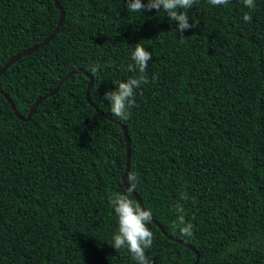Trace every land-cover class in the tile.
Listing matches in <instances>:
<instances>
[{
  "label": "trees",
  "instance_id": "obj_1",
  "mask_svg": "<svg viewBox=\"0 0 264 264\" xmlns=\"http://www.w3.org/2000/svg\"><path fill=\"white\" fill-rule=\"evenodd\" d=\"M57 1L66 19L56 36L0 77V264H136L111 246L118 217L109 197L127 190L121 125L135 192L168 234L148 225L151 264H195L188 246L198 264H264V0L254 10L196 0L183 33L163 10L130 12L126 0ZM59 19L54 0H0V70ZM137 43L153 58L130 117L119 120L104 94L139 75L129 67ZM75 71L94 79L90 103L84 74L28 121L2 94L27 117Z\"/></svg>",
  "mask_w": 264,
  "mask_h": 264
},
{
  "label": "clouds",
  "instance_id": "obj_2",
  "mask_svg": "<svg viewBox=\"0 0 264 264\" xmlns=\"http://www.w3.org/2000/svg\"><path fill=\"white\" fill-rule=\"evenodd\" d=\"M126 2L127 10L130 12H144L145 10L152 9L159 12L163 10L171 22H178V28L174 31L183 33L193 26L189 23L188 10L193 7L196 0H147L146 4L142 3V0H126ZM208 2L213 6H222L228 4L229 0H208ZM243 4L248 9H255L254 0H243ZM243 20L246 23H250L252 17L250 14L245 13ZM180 38L182 39L184 37L181 36ZM152 58V53L144 46L140 43L135 44V48L131 53L133 64L129 67L133 71H138L139 75L134 78H129L127 81L120 82L116 85L115 91H107L104 94V99L109 102L112 117L119 120H127L130 117V109L135 105L136 90L142 84L147 83L146 70L148 62ZM99 68L100 65L98 64L90 68L93 76H95ZM2 94L6 99H10L5 92L2 91ZM8 99L7 101L9 102ZM14 106L16 105L14 104ZM126 180L128 185L126 192H118L109 197V201L118 217V231L113 235V243L111 246L115 250L127 249L136 261V264H151L146 256V250L152 247L154 240V234L148 227L152 222L153 213L150 209L143 208L139 203L130 198V194L135 191L138 184L136 174L130 172ZM181 199H187V196L183 195ZM176 211L183 213L184 209L180 204H177ZM178 222L181 225L179 228L181 234L185 237H191L193 235L192 223H185L183 215L178 216Z\"/></svg>",
  "mask_w": 264,
  "mask_h": 264
},
{
  "label": "water",
  "instance_id": "obj_3",
  "mask_svg": "<svg viewBox=\"0 0 264 264\" xmlns=\"http://www.w3.org/2000/svg\"><path fill=\"white\" fill-rule=\"evenodd\" d=\"M55 1V4H56V7L59 9L60 11V19H59V24H58V27L56 28V30L40 45H36L34 46L33 48L23 52L22 54L16 56V57H13L11 58L7 64H5V66L0 70V77L13 65L15 64L18 60L38 51L39 49H41L43 46L47 45L50 41H52V39L56 36V34L59 32L61 26L63 25V23L65 22V19H66V14L63 10V8L61 7V5L58 3L57 0H54ZM76 74H84L86 75L88 78H89V84H88V87H87V91H86V96H87V101L90 103V98H89V94H90V90L91 88L94 86V79L93 77L88 74L87 72L85 71H75V72H72L71 74H69L66 78H64V80H62V82L57 86V88H55L52 92L48 93L47 95H45L44 97L40 98L39 100H37V102H35V104L31 107L30 109V112L28 114V117L25 118L23 117L16 109V106H14V104L11 102L10 99L9 102L11 104V107H12V110L15 112L17 118H19L20 120H23V121H28L34 114H36L37 112V109L39 107V105L45 100L47 99L48 97L50 96H54L56 93H58V91L61 89L62 85L70 78L72 77L73 75H76ZM98 113L105 117L106 118V115L101 112V111H98ZM113 121V120H112ZM121 128L123 130V133H124V136H125V140H126V143H127V168H126V171L122 177V181H123V184L125 185V187L127 188L128 185H127V176L130 172V164H131V154H130V149H129V144H130V138L128 136V132H127V129L121 125ZM132 194L135 196V198L137 199L138 203L143 207L145 208L142 200L140 199V197L138 196V194L134 191L132 192ZM146 209V208H145ZM152 222L155 223L159 228L160 230L166 235L168 236V234L165 232L164 228L162 225H160V223L158 221H156L155 219L152 218ZM171 238V237H170ZM172 239V238H171ZM175 240V239H173ZM177 241V240H175ZM177 242H180V241H177ZM187 246V245H185ZM188 248H190L197 256V262L195 264H198L199 263V259H200V255L199 253L192 247L188 246Z\"/></svg>",
  "mask_w": 264,
  "mask_h": 264
}]
</instances>
